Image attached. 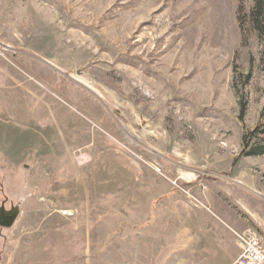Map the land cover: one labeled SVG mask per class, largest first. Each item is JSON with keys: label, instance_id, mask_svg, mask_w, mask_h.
Wrapping results in <instances>:
<instances>
[{"label": "rangeland", "instance_id": "rangeland-1", "mask_svg": "<svg viewBox=\"0 0 264 264\" xmlns=\"http://www.w3.org/2000/svg\"><path fill=\"white\" fill-rule=\"evenodd\" d=\"M253 2L0 0L15 71L0 210L16 213L0 225V264H123L118 191L132 175L173 188L136 182V228L155 236L142 264H229L244 229L264 235V154H242L264 147ZM189 171L197 184L173 185Z\"/></svg>", "mask_w": 264, "mask_h": 264}, {"label": "crops", "instance_id": "crops-1", "mask_svg": "<svg viewBox=\"0 0 264 264\" xmlns=\"http://www.w3.org/2000/svg\"><path fill=\"white\" fill-rule=\"evenodd\" d=\"M0 18V21L5 24V27L13 26L12 18H4L3 15L0 16ZM1 26L0 30H2ZM9 37H11V39L13 38L11 34ZM2 55L3 52L0 51V111L8 112V109L13 107L14 102L13 86L15 71L13 60H8L7 55ZM6 115H8V113ZM127 178H131L127 180L133 182V184L128 186L126 184L123 189L122 187H119L118 191V196L124 197L125 200L123 202V206L121 203L118 207L119 220H123V230L119 235V254L117 260L119 263L123 264H142L141 259L143 256L145 259H150L151 257V253H149L150 250L148 247V243L151 244L155 236L153 228H136L137 226H139V223L136 222V217L133 215H137V213H147V208L138 207L139 204H137L138 192L143 189L144 185H138L136 184V182H142L144 178V181H147L149 183V185L145 186L144 188H147L152 191V193L157 194L159 191L161 193L169 192L172 194L173 188L169 184L168 176H163L156 173H152L150 175H132ZM156 209L158 210V207ZM157 212H159L160 215L163 214L160 208ZM171 215H173V212L171 213ZM145 249H147L146 252Z\"/></svg>", "mask_w": 264, "mask_h": 264}, {"label": "built area", "instance_id": "built-area-1", "mask_svg": "<svg viewBox=\"0 0 264 264\" xmlns=\"http://www.w3.org/2000/svg\"><path fill=\"white\" fill-rule=\"evenodd\" d=\"M199 174L191 172L187 176L182 177L176 175L172 183L179 186V181L187 184H197ZM201 182H199L198 186ZM204 189V186H201ZM238 247L237 255L230 261L229 264H264V235L253 227L244 229L236 241Z\"/></svg>", "mask_w": 264, "mask_h": 264}, {"label": "trees", "instance_id": "trees-1", "mask_svg": "<svg viewBox=\"0 0 264 264\" xmlns=\"http://www.w3.org/2000/svg\"><path fill=\"white\" fill-rule=\"evenodd\" d=\"M250 22L252 24L253 29L258 33L260 38H264V0H254L253 5L249 12ZM264 59V50L262 52ZM245 103L241 104V112L240 118L243 115ZM264 126V125H263ZM264 132V129L261 130ZM247 147L244 145L242 150L243 155H260L264 154V147H254L253 149H246Z\"/></svg>", "mask_w": 264, "mask_h": 264}, {"label": "water", "instance_id": "water-1", "mask_svg": "<svg viewBox=\"0 0 264 264\" xmlns=\"http://www.w3.org/2000/svg\"><path fill=\"white\" fill-rule=\"evenodd\" d=\"M16 217L15 212H5L4 210H0V225L8 227L10 226Z\"/></svg>", "mask_w": 264, "mask_h": 264}, {"label": "bare ground", "instance_id": "bare-ground-1", "mask_svg": "<svg viewBox=\"0 0 264 264\" xmlns=\"http://www.w3.org/2000/svg\"><path fill=\"white\" fill-rule=\"evenodd\" d=\"M190 173H191L190 171L189 172H184V173L181 174V176L185 177V176H187V174H190Z\"/></svg>", "mask_w": 264, "mask_h": 264}]
</instances>
